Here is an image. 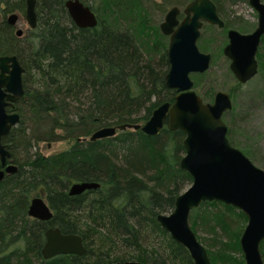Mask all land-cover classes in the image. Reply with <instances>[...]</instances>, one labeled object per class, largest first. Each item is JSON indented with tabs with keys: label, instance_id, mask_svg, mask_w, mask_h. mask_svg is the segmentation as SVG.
Segmentation results:
<instances>
[{
	"label": "trees",
	"instance_id": "trees-1",
	"mask_svg": "<svg viewBox=\"0 0 264 264\" xmlns=\"http://www.w3.org/2000/svg\"><path fill=\"white\" fill-rule=\"evenodd\" d=\"M80 1L94 11L88 0ZM183 1L149 5L161 10L166 3ZM212 1L220 15L224 0ZM64 2L36 0L37 25L24 36L0 20V56L16 55L24 67V93L15 103L20 119L2 138L17 170L0 181V264H193L185 247L156 220L157 214L172 210L176 196L192 181L178 164L185 152L184 133L165 122L155 135L126 129L112 137L77 140L105 126L143 124L154 108L173 101L175 89L164 84L165 45L164 52L157 47L145 51L125 26V10L134 6L148 15L147 7L143 0H103L106 13H95L97 24L78 28ZM0 6L1 14L24 12L25 0H0ZM224 23L230 27L228 19ZM158 41L163 42L159 37L156 46ZM256 57L264 76V35ZM227 72L231 74L229 68ZM214 93L208 87L197 94L207 101ZM230 132L229 125L227 137L234 145ZM69 138L73 144L58 153L43 155L37 149L39 142ZM74 181L99 186L69 195ZM34 196L47 201L53 213L49 221L28 215ZM189 223L195 233L211 236L207 245L213 249H206L211 264H244L234 257L241 252L239 237L246 223L240 210L205 201L191 210ZM49 226L79 234L85 254L44 258L41 248ZM92 232L109 237L125 252L114 258L104 251L94 254ZM260 252L264 261V240Z\"/></svg>",
	"mask_w": 264,
	"mask_h": 264
},
{
	"label": "water",
	"instance_id": "water-1",
	"mask_svg": "<svg viewBox=\"0 0 264 264\" xmlns=\"http://www.w3.org/2000/svg\"><path fill=\"white\" fill-rule=\"evenodd\" d=\"M257 13V23L250 33L235 29L227 31V43L222 49L229 60V70L240 84L254 77L258 70L256 54L264 35V1L248 0ZM64 7L78 28H91L97 24V16L91 7L80 0H65ZM179 7L173 5L159 24L160 32L168 36L166 59L168 69L164 76L165 86L175 89L171 102H164L153 109L143 124L123 123L94 130L86 139L94 141L114 136L118 131L140 129L147 135H155L166 122L170 130L184 133V154L179 167L189 173L191 184L176 196L171 211L159 213L156 220L160 227L178 244L185 247L193 264H211L204 245L190 226L189 216L193 208L205 201H219L240 210L246 224L239 237L244 264H264L260 244L264 240V169L256 166L240 149L232 146L227 137V124L223 114L232 108L229 93L217 91L211 102L204 101L193 89L192 73L201 74L210 65L211 56L197 46L203 22L223 27L212 0H191L183 8L179 21ZM24 18L33 29L37 25L35 0H26ZM18 15L11 13L6 22L16 25ZM16 29V36L22 35ZM24 67L16 55L0 56V181L5 174L13 173L17 166L9 162L10 153L2 143L12 127L20 119L15 103L23 96ZM92 181H76L69 185L68 194L78 195L97 188ZM28 215L47 221L52 212L41 196L30 200ZM41 248L44 258L60 254L83 255L86 248L76 233H63L57 227L44 232ZM106 264H142L136 260L114 261Z\"/></svg>",
	"mask_w": 264,
	"mask_h": 264
},
{
	"label": "rangeland",
	"instance_id": "rangeland-1",
	"mask_svg": "<svg viewBox=\"0 0 264 264\" xmlns=\"http://www.w3.org/2000/svg\"><path fill=\"white\" fill-rule=\"evenodd\" d=\"M151 1L158 3L160 0H143L149 12L148 15H143L144 12L141 8L138 9V7L133 6L125 10L126 21L124 22L125 26L130 29V33L145 51H153L157 47L160 53L164 52V45L166 51L168 44V37L164 36L159 29V24L163 20L166 11L172 5L182 8L186 1L188 2L189 0L181 3H166L161 10L150 6L149 4H153ZM87 2L91 4L97 15L101 16L105 12L106 8L105 6L103 7V0H88ZM220 11L221 17L224 20H229L230 27L241 33H249L256 26L257 13L249 5L248 0H238L234 3L231 0H224L221 3ZM11 13L18 15L16 29L23 31L21 36L26 35L29 26L24 18V12L18 10L8 11L6 16ZM1 19L2 15L0 14ZM13 32H15V29H13ZM159 37H161L163 42L158 41L156 46L154 42ZM225 42V30L209 25L202 27L197 46L201 51L211 54L212 61L205 73H192L190 77L194 83H198L194 90L199 95L203 94L208 87L213 88L214 92L222 90L229 93L232 108L223 114V120L227 126H231L230 139L234 142V146L246 153L256 166L264 169V76H262V72L258 67L256 75L246 83L240 84L237 82L233 75L227 72L229 61L222 54V47ZM156 54L158 56V53L155 52L154 55ZM211 99L209 100L211 101ZM88 137L86 136L85 138L88 139ZM74 141L75 139L69 138L55 142H39L37 149L43 155H51L69 148ZM236 220L239 221L237 218ZM196 235L206 249H213V247L207 245L211 236L209 237V235L200 230L197 231ZM90 237L94 243L91 245L94 254L104 251L109 254L110 258H114L116 255L125 252L122 247L119 248L111 242L107 236L92 232ZM234 257L243 260L242 252L234 254ZM177 264L181 263L178 262Z\"/></svg>",
	"mask_w": 264,
	"mask_h": 264
},
{
	"label": "flooded vegetation",
	"instance_id": "flooded-vegetation-1",
	"mask_svg": "<svg viewBox=\"0 0 264 264\" xmlns=\"http://www.w3.org/2000/svg\"><path fill=\"white\" fill-rule=\"evenodd\" d=\"M191 0H189L188 2H190ZM188 2H186L185 4H184V6L188 3ZM35 5H36V0H35ZM173 6V5H172ZM176 6V5H175ZM184 6L182 7V8H179L180 10H179V13H178V15H177V19L180 21L182 18H183V16H184V14H183V8H184ZM25 7H26V0H25ZM178 7V6H177ZM2 8V7H1ZM0 8V9H1ZM25 12V11H24ZM35 12H36V10H35ZM95 13V12H94ZM1 14V13H0ZM2 15V19L1 20H5L6 21V18H7V16H6V14H1ZM218 15H219V13H218ZM36 16H37V14H36ZM219 17L222 19V21L223 22H225V20L221 17V14L219 15ZM18 20V19H17ZM206 25H209V26H215V27H218L217 25H213V24H209V23H207V22H203V25H202V27H204V26H206ZM13 29H15V31H16V25H13ZM202 27L200 28V31H201V29H202ZM219 29H221V30H225V36H226V42H225V44L227 43V41H228V39H227V31L229 30V29H234V28H231V27H225V23L223 24V27H218ZM236 30V29H235ZM238 31V30H237ZM15 33V32H14ZM241 33V32H240ZM250 33V32H249ZM165 36V35H164ZM19 37V36H18ZM168 37V36H167ZM199 37H200V35H199ZM199 39V38H198ZM197 39V40H198ZM225 44L223 45V47L225 46ZM223 47H222V49H223ZM199 48V47H198ZM200 50V49H199ZM201 51V50H200ZM203 52V51H202ZM258 52V51H257ZM206 53V52H205ZM209 54V53H208ZM222 54H223V52H222ZM210 56H211V61H212V55L210 54ZM223 56H224V54H223ZM256 56H257V54H256ZM225 57V56H224ZM226 59L228 60V58L226 57ZM256 59H257V57H256ZM211 61H210V64H211ZM229 61V60H228ZM209 67H210V65H209ZM228 68H229V65H228ZM209 69V68H208ZM207 69V70H208ZM206 70V71H207ZM205 71V72H206ZM230 71V70H229ZM205 72H203V73H205ZM231 72V71H230ZM196 74V73H195ZM202 74V73H201ZM232 74V73H231ZM234 77V76H233ZM193 89H194V82H193ZM195 91V90H194ZM196 92V91H195ZM216 93V92H215ZM215 93H214V95H215ZM213 98H214V96H213ZM213 98L211 99V101L213 100ZM207 101H209V102H211L210 100H207ZM227 128H228V126H227ZM228 130V129H227ZM232 146H234V145H232ZM234 147H236V146H234ZM237 148V147H236ZM74 182H76V181H74ZM73 183V182H72ZM71 184V183H70ZM68 191V190H67ZM44 199V198H43ZM45 200V199H44ZM46 201V200H45ZM46 203H47V201H46ZM48 204V203H47ZM49 206V205H48ZM51 210V209H50ZM52 212V211H51ZM53 214V213H52ZM52 218V217H51ZM50 218V219H51ZM35 219V218H34ZM49 219V220H50ZM49 220H47V221H49ZM42 221V220H41ZM50 227V226H49ZM49 227H47V228H49ZM46 228V229H47ZM45 229V230H46Z\"/></svg>",
	"mask_w": 264,
	"mask_h": 264
}]
</instances>
